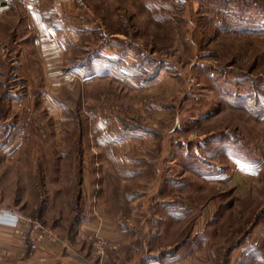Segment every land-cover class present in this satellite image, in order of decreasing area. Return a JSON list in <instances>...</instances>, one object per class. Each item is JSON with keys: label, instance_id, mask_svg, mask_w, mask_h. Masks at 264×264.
I'll use <instances>...</instances> for the list:
<instances>
[{"label": "rangeland", "instance_id": "374dc122", "mask_svg": "<svg viewBox=\"0 0 264 264\" xmlns=\"http://www.w3.org/2000/svg\"><path fill=\"white\" fill-rule=\"evenodd\" d=\"M39 8L62 48L50 89L22 78L37 61L19 47L25 9L0 14L1 199L59 237L109 205L142 221L154 257L181 245L192 264H264V0Z\"/></svg>", "mask_w": 264, "mask_h": 264}, {"label": "crops", "instance_id": "0c3cea01", "mask_svg": "<svg viewBox=\"0 0 264 264\" xmlns=\"http://www.w3.org/2000/svg\"><path fill=\"white\" fill-rule=\"evenodd\" d=\"M54 2L58 8L63 9V7L69 8L72 0H54ZM39 9L40 11L38 10L32 19L33 41L31 44L27 42L22 44L24 39H27L25 33L22 34L21 31L16 33L18 41L22 42L19 47L23 48V52H29L30 48L35 51L36 67L33 62L28 65L26 60H21L22 55L19 57L21 60L19 62L24 70L22 78L28 84H39V77L42 79L43 75L44 83L49 84V88L52 81L59 80V78L52 75L49 80L47 71H56L61 66L62 48L56 39L59 33L49 28L48 22L43 19L41 8ZM10 13H8L9 16ZM58 32H60L59 29ZM33 68H38V70ZM44 90L49 92L47 88ZM27 97L12 100L11 111L14 112L20 104L25 102L23 100H26ZM9 163L6 157H0V172H5L9 168ZM83 172L86 174L85 169ZM0 207L15 208L1 197ZM154 218L158 222H164L157 226L158 229H161L167 221L165 218H157L156 215ZM141 222V220L129 219L120 210H116L112 206H91V204L89 206L87 204L81 223L71 235H62V237L57 235L55 241L47 243H39L34 238L36 236L35 231L31 232L21 225L12 227L1 223L0 264H192V256L188 254L189 252L187 253L184 249L178 250L181 245L171 250L166 257L152 256L153 253L147 250L144 245L145 238L142 239L138 236ZM145 223L148 222L145 221ZM149 234L159 235V233H154V229L145 231V235L148 236ZM87 236L118 242L119 247L116 250L106 249L104 253L97 254L86 242ZM157 258L163 259L161 262H157L155 260ZM195 264L201 263L195 260Z\"/></svg>", "mask_w": 264, "mask_h": 264}, {"label": "built area", "instance_id": "2783aa9c", "mask_svg": "<svg viewBox=\"0 0 264 264\" xmlns=\"http://www.w3.org/2000/svg\"><path fill=\"white\" fill-rule=\"evenodd\" d=\"M16 2L20 4L31 18L37 13L39 0H0V14L4 11L3 7L9 3ZM29 18L27 28H33V22ZM10 129L5 131V138L10 136ZM6 224L12 227L21 225L22 227L38 233L36 240L41 243L53 242L57 239V234L53 232L49 227L42 225L40 222L33 221L30 217L26 216L18 208H4L0 207V224ZM119 246L118 242L109 241L104 238H98L94 243L93 250L97 254H102L106 249H116Z\"/></svg>", "mask_w": 264, "mask_h": 264}, {"label": "trees", "instance_id": "16d2710c", "mask_svg": "<svg viewBox=\"0 0 264 264\" xmlns=\"http://www.w3.org/2000/svg\"><path fill=\"white\" fill-rule=\"evenodd\" d=\"M70 235H71V233H70ZM165 253H162L161 255H158L157 257H162V255H164Z\"/></svg>", "mask_w": 264, "mask_h": 264}]
</instances>
